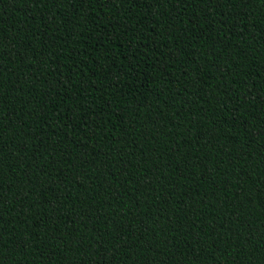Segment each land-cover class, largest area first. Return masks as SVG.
<instances>
[{"label":"trees","instance_id":"16d2710c","mask_svg":"<svg viewBox=\"0 0 264 264\" xmlns=\"http://www.w3.org/2000/svg\"><path fill=\"white\" fill-rule=\"evenodd\" d=\"M0 264H264V0H0Z\"/></svg>","mask_w":264,"mask_h":264}]
</instances>
